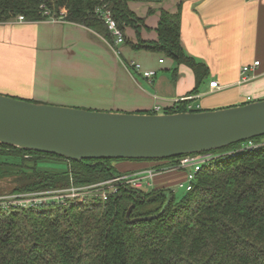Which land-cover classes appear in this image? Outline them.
<instances>
[{
	"label": "trees",
	"instance_id": "obj_1",
	"mask_svg": "<svg viewBox=\"0 0 264 264\" xmlns=\"http://www.w3.org/2000/svg\"><path fill=\"white\" fill-rule=\"evenodd\" d=\"M161 1L0 0V23L20 16L29 22L46 21L45 11L64 12L68 23L112 41L96 15L98 8L111 10L123 32L132 27L139 37L145 22L130 3ZM157 33L158 41L139 39L131 48L162 53L201 74L181 44V12L161 10ZM192 102L179 101L164 113L187 112ZM248 143L209 154L238 151ZM181 158L167 161L174 165ZM125 161L77 162L0 144V178L11 179L13 194L91 185L134 174L113 166ZM186 193L177 200L172 189L150 192L122 186L107 202L0 210V264H264V148L204 165Z\"/></svg>",
	"mask_w": 264,
	"mask_h": 264
},
{
	"label": "crops",
	"instance_id": "obj_2",
	"mask_svg": "<svg viewBox=\"0 0 264 264\" xmlns=\"http://www.w3.org/2000/svg\"><path fill=\"white\" fill-rule=\"evenodd\" d=\"M145 24L138 37L125 27V43L82 25L51 21L0 23V94L33 103L99 112L163 114L191 97L214 111L264 100V0H162L132 2ZM161 10L181 12V44L197 66L178 65L162 53L135 51L131 43L158 41ZM163 60V63L161 61ZM155 71L149 81L129 65ZM260 62L246 74L242 69ZM248 78V81L243 78ZM218 82L212 90L210 83ZM170 161L114 162L121 173L160 170L148 191L173 189L187 173Z\"/></svg>",
	"mask_w": 264,
	"mask_h": 264
},
{
	"label": "water",
	"instance_id": "obj_3",
	"mask_svg": "<svg viewBox=\"0 0 264 264\" xmlns=\"http://www.w3.org/2000/svg\"><path fill=\"white\" fill-rule=\"evenodd\" d=\"M264 137V100L203 112H99L0 94V144L67 160L167 161ZM130 215V214H129Z\"/></svg>",
	"mask_w": 264,
	"mask_h": 264
},
{
	"label": "built area",
	"instance_id": "obj_4",
	"mask_svg": "<svg viewBox=\"0 0 264 264\" xmlns=\"http://www.w3.org/2000/svg\"><path fill=\"white\" fill-rule=\"evenodd\" d=\"M48 21L53 23H67L66 14L61 12L59 14H52L48 11L44 12ZM96 15L98 19L103 22L112 38V46L115 48L118 45L125 43V35L123 30H121L114 19L111 10L106 7L98 8L96 10ZM18 21L25 22L26 19L23 16L18 18ZM27 22V21H26ZM163 63V60L161 61ZM135 71L140 73L145 79L151 81L153 80L157 73L155 71H145L139 63L131 62L129 65ZM260 62L254 63V65L246 66L242 69V73L246 74L253 68L259 67ZM244 82L248 81V78H243ZM210 88L212 90L219 89L218 82L210 83ZM192 100L191 97L183 98L179 101H189ZM179 101H176L179 102ZM200 107H194L192 104L188 105L187 112H192L191 110L199 109ZM161 107H157L155 112L160 113ZM251 141V140H250ZM243 146L238 151H231L224 154H201V155H189L178 160L177 164H172L171 168L175 170L186 171V180L177 185L178 188L184 189L189 192L193 188V183L196 180L197 173L202 169L204 165H207L215 160H226L229 157H235L245 151L258 150L264 148V139L260 143L250 142ZM160 170L149 169L141 171L134 174H124L121 176L113 177L109 180L95 183L91 185L76 186L71 185L65 189L59 190H49L44 192H34L29 194H18L16 198L7 200L8 202L2 206L0 204V210L10 211L18 209H41L50 206H67L71 202H76L80 205H89L96 202H107L111 196L117 195L119 193V188L122 186H131L134 189L140 190L144 189L145 186L149 185Z\"/></svg>",
	"mask_w": 264,
	"mask_h": 264
},
{
	"label": "rangeland",
	"instance_id": "obj_5",
	"mask_svg": "<svg viewBox=\"0 0 264 264\" xmlns=\"http://www.w3.org/2000/svg\"><path fill=\"white\" fill-rule=\"evenodd\" d=\"M10 181H11L10 178H5V179L0 178V204H2V206H4V204L8 202L7 200L14 199L18 195V194L11 193L13 186L11 185ZM172 190L174 191V194L177 200H180L182 197H184L187 194L184 189H180L177 186L173 188ZM20 210H26V209H20Z\"/></svg>",
	"mask_w": 264,
	"mask_h": 264
}]
</instances>
